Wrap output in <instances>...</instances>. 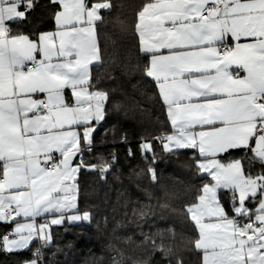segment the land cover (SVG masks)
Listing matches in <instances>:
<instances>
[{"label":"snow or ice","instance_id":"1","mask_svg":"<svg viewBox=\"0 0 264 264\" xmlns=\"http://www.w3.org/2000/svg\"><path fill=\"white\" fill-rule=\"evenodd\" d=\"M53 2L62 8L57 23L67 30L41 35L37 44L12 35L6 23L26 19L35 0H0V222L15 223L0 237V250L8 252L27 249L36 239L42 246L50 242L49 225H37L38 216L59 214L53 225L91 218L79 212L66 182L85 166L71 161L85 146L90 150L92 122L104 118L107 93L90 91L88 66L99 50L89 38L100 10L111 5ZM138 16L141 51L149 57L145 73L157 82L176 129L162 138L163 147L198 149L197 170L214 181L187 207L199 230L195 247L204 251L203 264H264V0H153ZM83 22L88 27H76ZM66 88L74 105L66 102ZM41 93L46 99L32 98ZM201 98L205 102H193ZM197 125L210 130L190 131ZM142 148L152 150L150 143ZM231 150H247L251 157L246 152L233 158ZM107 167L102 163L99 171ZM218 190L231 194V218Z\"/></svg>","mask_w":264,"mask_h":264},{"label":"trees","instance_id":"2","mask_svg":"<svg viewBox=\"0 0 264 264\" xmlns=\"http://www.w3.org/2000/svg\"><path fill=\"white\" fill-rule=\"evenodd\" d=\"M150 1L89 0L111 5L101 9L96 22L100 62L90 79L91 90L107 93L104 118L90 150L85 146L78 177V209L89 212L90 221L55 225L39 257L34 256L37 242L16 253L0 250V264L33 258L41 264H203L195 247L199 231L187 207L212 179L197 170L195 149L163 147L171 126L157 85L145 73L149 57L141 51L136 28ZM57 9L51 0H35L26 19L13 23L14 31L37 37L52 26ZM144 143L152 150L145 152ZM246 152L232 150L231 157L243 158ZM102 163L108 166L104 173ZM258 170L257 164L253 172ZM219 195L230 211L231 194L220 190Z\"/></svg>","mask_w":264,"mask_h":264},{"label":"crops","instance_id":"3","mask_svg":"<svg viewBox=\"0 0 264 264\" xmlns=\"http://www.w3.org/2000/svg\"><path fill=\"white\" fill-rule=\"evenodd\" d=\"M51 1L53 2V0H51ZM86 2L88 3L89 6H91L92 3H98V2H91V3H90L89 0H86ZM150 2H153V0L150 1ZM241 2H245V0H241ZM53 3H54V2H53ZM148 3H149V2H148ZM55 4H57V6H58V9H57L56 13L59 12V11H62V8L60 7V5H59L58 3H55ZM141 11H142V10H141ZM56 13H55V15L53 16V19H52V26H51L50 28H48L47 30H44V31L40 32V33L38 34L37 37H32V36H31L30 34H28V33L14 31L15 29H14V25H13V23H15V22H6V23H7V26L11 29V34H12V35H14V36L23 35V36L28 37L29 40H31V41L36 42L37 44H39V38H40L41 35H44V34H56V33L60 32V31L67 30V28H61V26L58 25V23H57V21H56ZM100 16H101V10H100ZM23 20H24V19H23ZM19 21H22V20H19ZM97 21H98V20H97ZM97 21H95L94 24L92 25V28L94 29V31H93L92 36H91L89 39H90L92 42L95 43L96 47H97L98 50H99L98 40H97V33H96V22H97ZM74 23H75V22H74ZM137 23H139V16H138V22H137ZM166 26H169V25L166 24ZM76 27H88V25H87L86 22H83V23H77V24H76ZM138 34H139V33H138ZM55 40H56V43H57V45H58V44H59V36H56V37H55ZM240 42H241V43H245V42H248V41H246L245 38H241V41H240ZM140 45H141V44H140ZM161 51H162L163 54H165V55L169 54L167 50H163V49H162ZM34 55L36 56L37 61L43 59L42 54L39 53V52L35 53ZM99 62H100V54H99V59L92 60V62H91V63L89 64V66H88V67H89V72H90V77H91V69H92L93 65H95V64H97V63H99ZM30 65H32V62H26V67H32V66H33V65L30 66ZM241 75L243 76V75H245V73L241 72ZM150 78H151L152 80H154V78H152V77H150ZM154 81H155V80H154ZM155 83H156V85H157V82H156V81H155ZM157 89H158V92H159L158 85H157ZM90 91H95V90H91V89H90ZM64 95H65V98H66V102H70V103L73 104V105L75 104V98L72 96L71 89L66 88V89L64 90ZM159 95H160V92H159ZM160 97H161V95H160ZM32 98H34V99H46V94H42V93H41V94H33V95H32ZM161 100L163 101L162 97H161ZM193 102H200V103H203V102H205V101L201 98L199 101L194 100ZM104 103H105V101L103 102V110H104ZM163 103H164V102H163ZM164 104H165V103H164ZM165 106H166V109H167V116H168V119H169V122H170V126H171V132L168 133V134H166L165 136H168V135H174V134L176 133V129L173 127V125H172V123H171V119H170V117H169V115H168V107H167L166 104H165ZM101 121H102V120H101ZM96 126H97V122L93 121V122H92V127L94 128V130H95ZM66 127H67V126H66ZM73 127H76V126H73ZM201 130H205V131H207V130H210V128H209V126H203V127H201V126L197 125V126H195L193 129H190V131H193V132H199V131H201ZM79 131L82 132V131H83V128H79ZM93 133H94V131L92 132V136H93ZM165 136H163V137H165ZM163 137H162V138H163ZM164 142H166V141H164ZM251 146H252V147H255L254 142H252ZM84 149H85V147H84ZM84 149H83V151H84ZM174 149H175V148H173V150H174ZM195 150H196L198 156L200 157L199 150H198V149H195ZM231 151H232V150H231ZM55 155H56V157H58V158H59V156H60L59 153H55ZM80 155H81V154H78L77 157L73 158V160L71 161V164H72L73 167H76V166L80 165V161H79V156H80ZM223 155H225V154H221V156H223ZM233 158H236V157H233ZM57 162H58V161H57ZM222 162H226V161H225V160H222ZM79 172H80V169H79V171L75 174V178H74L73 180H70V181H67V182H66L69 186H71V191H70L69 193H67V194L70 195V196H75L77 207H78V197H79V194H78V188H79V187H78V177H79ZM203 174H206V175L208 176L207 173H203ZM209 177H210V176H209ZM0 178H1V177H0ZM210 178H211V177H210ZM212 183H214V181L211 180V181L208 182L207 184H212ZM205 185H206V184H205ZM219 191H220V190H218V196H219V198H220V203L225 207V204L223 203V201L221 200V197H220V195H219ZM60 195L63 196V195H65V193H61ZM197 202H198V200H197ZM225 209H226V207H225ZM226 211L228 212L229 217L231 218V216H232V209H231L230 211L226 209ZM71 214H75V210H73V212H71V213H66L65 215H71ZM58 217H59V214L52 215V214H47V213H46V214H43V215H41V216L36 217L34 222H35L37 225L47 223V224L49 225V227H48V229H47L46 231L50 232V235H51V230H52V228H53L55 225L51 224L50 222H51V220H52L53 218H58ZM17 220H18L19 222H21V223L33 222V221L31 220V218H27V219H25V218H23V217H18ZM65 221H67V220H65ZM65 221H64V222H65ZM64 222H63V223H64ZM205 222H217V221H216L214 218H213L212 220H208V219L206 218V219H205ZM59 225H60V224H59ZM14 228H15V223H5V222H0V237H2L3 235H5V233H6L7 230H11V231H13ZM197 229H198V228H197ZM198 231H199V230H198ZM12 238H15V237H12ZM34 242H37L38 249H39V251H40V248H41V246L43 245V241H42V240H38V239L33 240V242L30 244V246H32V244H33ZM30 246H29V247H30ZM22 250H25V249L14 250V251L9 252V253H16V252H19V251H22ZM199 250L202 251L203 258H204V251H203L202 249H199ZM5 251H6V250H5ZM36 251H37V250H36ZM7 252H8V251H7ZM33 259H37V258H33ZM33 259H31V260H33ZM31 260H27V261H25L24 264H26V262H29V261H31ZM37 260H38V264H41L40 260H39V259H37Z\"/></svg>","mask_w":264,"mask_h":264},{"label":"built area","instance_id":"4","mask_svg":"<svg viewBox=\"0 0 264 264\" xmlns=\"http://www.w3.org/2000/svg\"><path fill=\"white\" fill-rule=\"evenodd\" d=\"M30 66H32V65H30ZM81 160H82V155L79 156V161H81ZM1 178H2V177H1ZM11 232H12L11 230H7L5 234H9V233H11Z\"/></svg>","mask_w":264,"mask_h":264},{"label":"rangeland","instance_id":"5","mask_svg":"<svg viewBox=\"0 0 264 264\" xmlns=\"http://www.w3.org/2000/svg\"><path fill=\"white\" fill-rule=\"evenodd\" d=\"M81 213V212H80ZM74 222H79V221H74Z\"/></svg>","mask_w":264,"mask_h":264}]
</instances>
